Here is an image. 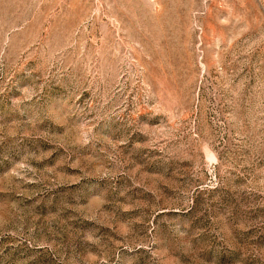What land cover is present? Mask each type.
Returning a JSON list of instances; mask_svg holds the SVG:
<instances>
[{"label":"rangeland","instance_id":"rangeland-1","mask_svg":"<svg viewBox=\"0 0 264 264\" xmlns=\"http://www.w3.org/2000/svg\"><path fill=\"white\" fill-rule=\"evenodd\" d=\"M0 264H264V0H0Z\"/></svg>","mask_w":264,"mask_h":264}]
</instances>
